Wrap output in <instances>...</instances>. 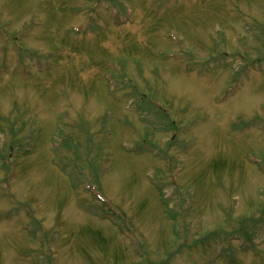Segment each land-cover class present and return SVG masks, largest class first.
<instances>
[{
  "label": "rangeland",
  "instance_id": "374dc122",
  "mask_svg": "<svg viewBox=\"0 0 264 264\" xmlns=\"http://www.w3.org/2000/svg\"><path fill=\"white\" fill-rule=\"evenodd\" d=\"M0 264H264V0H0Z\"/></svg>",
  "mask_w": 264,
  "mask_h": 264
}]
</instances>
